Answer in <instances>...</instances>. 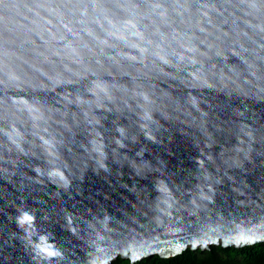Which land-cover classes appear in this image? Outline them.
Returning a JSON list of instances; mask_svg holds the SVG:
<instances>
[{
	"label": "clouds",
	"instance_id": "9594fccd",
	"mask_svg": "<svg viewBox=\"0 0 264 264\" xmlns=\"http://www.w3.org/2000/svg\"><path fill=\"white\" fill-rule=\"evenodd\" d=\"M186 50L194 54L187 60L196 65L195 56L203 53L196 48ZM232 55L239 57V53ZM90 69L73 75L76 79L72 83L42 93L47 100L39 103L28 98L20 75L10 77L6 71L3 77L6 94L0 96V143L9 152L18 153H25V147L30 146L29 151L38 158L32 160L34 168L25 169L28 176L40 178L37 185L46 184L62 197L65 208L70 201L79 203V211L68 208L64 219L57 221L47 235L40 234L32 242L35 264H111L118 258L127 264H137L149 257L171 260L189 248L193 251L208 249L210 245L241 248L264 243V169H253L252 133H246L247 140L233 138L229 142L223 135L217 136L215 124L216 105L225 109L219 113L220 120L243 124L251 123L246 116L249 106L256 112L264 107V99H253L236 84L234 77L239 73L232 68H222L218 74L208 76L199 69L190 71L187 73L190 79L183 84L176 80L160 84L165 93L171 94L164 98L134 87L129 99L134 100L137 127L141 130L138 142L133 137L132 143H127L120 127L114 143H106L102 134L96 132L91 148L59 149L47 137L50 127L66 119L65 109L75 111L79 106L88 117L91 113L85 109L94 105L98 115L107 109L111 116L112 104L102 105L101 93L105 100L114 103L121 94L129 92L120 84L106 83L116 77L111 65L97 61ZM97 81L107 87L98 88ZM74 87H86L88 99L72 95ZM13 97L27 100L32 105L31 111L14 103ZM89 122L101 124L95 117ZM103 123L107 125L110 121ZM171 128H175L172 140L154 134L156 129ZM177 140L185 141L183 147L187 149L179 158L174 149L157 151ZM237 144L243 147H236ZM181 161L186 169H191V179L196 182L194 191H181L178 185L182 181L169 174ZM187 175L182 173L184 177ZM89 176L104 178L110 188H119L120 200L111 194L101 196L99 189L94 190L95 195L85 192V185L91 187ZM11 180L15 182L18 177L13 175ZM0 186L15 191L12 183L4 179H0ZM218 191L230 198L218 197ZM40 195L48 199L46 194ZM102 200H107L108 206L101 207ZM31 203L29 200L28 204ZM26 215L31 217L30 222L23 219ZM36 220V215L25 211L16 216L15 224L28 231ZM218 221L232 225L231 234L225 239L196 238L188 244L177 242L169 249L155 248L154 242L161 237L182 239L185 231ZM56 230L68 238L63 247L54 235ZM149 240L153 242L152 250L138 249V245L142 248ZM114 241H124L126 250H117L109 256ZM42 243L54 255L42 251ZM166 251L173 254L164 255Z\"/></svg>",
	"mask_w": 264,
	"mask_h": 264
},
{
	"label": "water",
	"instance_id": "95a60500",
	"mask_svg": "<svg viewBox=\"0 0 264 264\" xmlns=\"http://www.w3.org/2000/svg\"><path fill=\"white\" fill-rule=\"evenodd\" d=\"M253 4L257 7L253 8ZM187 48L203 53L195 56L196 65L187 60L194 55ZM233 52L239 53V57H234ZM233 60L238 62L233 63ZM97 61L111 65L116 73L115 79L106 83L120 84L129 92L121 94L114 103L105 100L101 93L100 103L112 104L111 116L107 109L103 115H98L94 105L85 109L91 113L88 117L79 106L75 111L65 109L66 119L50 127L47 137L59 149L91 148L96 132L102 134L106 143H114L120 127L124 129L123 138L127 143L131 144L133 137L138 142L141 130L137 127L134 100L129 99L130 91L139 86L164 98L171 94L160 88L161 83L176 80L183 84L190 79L187 73L198 69L208 76L218 74L222 68H232L239 73L234 79L240 88L257 101L264 99V0H0V96L6 94L3 88L6 71L10 77L20 75L28 98L39 103L47 100L42 93L72 83L76 79L73 75H80L84 68L91 70ZM96 86L107 87L100 81ZM86 93V87H74L72 95L88 99ZM12 100L31 111L32 105L23 97ZM215 107L217 136L223 135L230 142L233 138L247 140L246 133L251 132L253 169H264V107L259 112L248 107L246 116L250 124L222 121L219 113L225 110L224 106ZM92 117L101 124L90 123ZM124 120L127 123H122ZM104 121L110 123L105 125ZM174 131L175 128L156 129L154 134L172 140ZM184 143L177 140L157 151L174 149L179 158L187 151ZM29 148L25 147V155L9 152L0 143V179L12 183L15 190L10 192L0 186V264H35L32 242L36 237L47 235L57 221L64 219L68 208L79 211L78 202L70 201L65 208L62 197L46 184L37 185L40 178L28 176L25 169L34 168L32 160L38 158ZM184 163L181 161L169 174L182 181L178 185L181 191L191 192L196 182ZM182 173H187V177ZM13 175L18 177L15 182L11 180ZM89 183L91 187L85 185V192L95 195L94 190L99 189L101 196L111 194L120 200V189L110 188L104 178L89 176ZM40 193L46 194L48 199ZM217 195L222 199L230 198L221 191ZM106 206L108 201L102 200L101 207ZM25 211L37 217L36 224L29 226L28 231L15 224L16 216ZM231 227L228 221H218L187 230L182 239L165 236L154 244L156 249H169L177 242L188 244L196 238L225 239L231 234ZM54 235L61 247L67 243L68 238L59 230ZM152 244L149 240L142 248L138 245V249L152 250ZM41 247L45 248L43 243ZM117 250H126L124 241L112 242L108 255H115Z\"/></svg>",
	"mask_w": 264,
	"mask_h": 264
},
{
	"label": "trees",
	"instance_id": "16d2710c",
	"mask_svg": "<svg viewBox=\"0 0 264 264\" xmlns=\"http://www.w3.org/2000/svg\"><path fill=\"white\" fill-rule=\"evenodd\" d=\"M112 264L127 262L117 259ZM137 264H264V243L242 248L211 246L209 250L188 249L171 260L151 257Z\"/></svg>",
	"mask_w": 264,
	"mask_h": 264
},
{
	"label": "snow or ice",
	"instance_id": "6c2138e0",
	"mask_svg": "<svg viewBox=\"0 0 264 264\" xmlns=\"http://www.w3.org/2000/svg\"><path fill=\"white\" fill-rule=\"evenodd\" d=\"M23 219L26 220V221H29V222L31 221V217L30 216H27V215ZM42 251L47 252L49 255H54V253L50 252L47 247H45L44 249H42ZM176 251H180V249L177 248Z\"/></svg>",
	"mask_w": 264,
	"mask_h": 264
}]
</instances>
